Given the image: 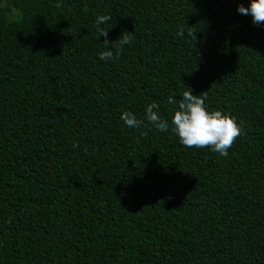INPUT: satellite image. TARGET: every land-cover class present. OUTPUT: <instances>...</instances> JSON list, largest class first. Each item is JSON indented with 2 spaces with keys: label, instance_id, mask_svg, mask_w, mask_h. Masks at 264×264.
Instances as JSON below:
<instances>
[{
  "label": "trees",
  "instance_id": "1",
  "mask_svg": "<svg viewBox=\"0 0 264 264\" xmlns=\"http://www.w3.org/2000/svg\"><path fill=\"white\" fill-rule=\"evenodd\" d=\"M0 264H264V0H0Z\"/></svg>",
  "mask_w": 264,
  "mask_h": 264
}]
</instances>
